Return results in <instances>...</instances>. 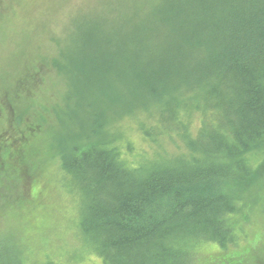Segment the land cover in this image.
Returning a JSON list of instances; mask_svg holds the SVG:
<instances>
[{
    "label": "trees",
    "instance_id": "1",
    "mask_svg": "<svg viewBox=\"0 0 264 264\" xmlns=\"http://www.w3.org/2000/svg\"><path fill=\"white\" fill-rule=\"evenodd\" d=\"M92 2L53 60L68 84L104 77L107 90L105 109L94 98L79 118L93 140L61 152L82 203L79 241L104 264H197L200 245L235 246L264 167V0ZM139 116L144 136L182 148L134 164L116 121ZM25 258L18 234L0 233V264Z\"/></svg>",
    "mask_w": 264,
    "mask_h": 264
},
{
    "label": "rangeland",
    "instance_id": "2",
    "mask_svg": "<svg viewBox=\"0 0 264 264\" xmlns=\"http://www.w3.org/2000/svg\"><path fill=\"white\" fill-rule=\"evenodd\" d=\"M80 6L87 13L93 2L0 0V233L18 234L26 264H104L79 241L82 203L61 154L82 134L93 140L79 122L90 114L93 99L97 109L107 106L104 77L95 86L77 80L68 84L53 62L58 36L69 35ZM140 119L115 120L119 145L134 164L153 165L164 151L170 156L182 148L171 136H144L136 124ZM257 162L264 163V153ZM261 176V185L253 188L258 199L237 220L238 243L227 250L200 245L197 264H264V167ZM5 243L14 247L9 237Z\"/></svg>",
    "mask_w": 264,
    "mask_h": 264
}]
</instances>
